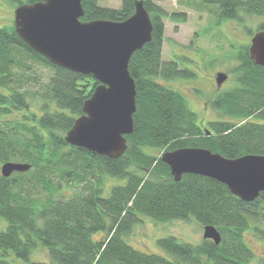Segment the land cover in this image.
<instances>
[{
  "label": "trees",
  "instance_id": "obj_1",
  "mask_svg": "<svg viewBox=\"0 0 264 264\" xmlns=\"http://www.w3.org/2000/svg\"><path fill=\"white\" fill-rule=\"evenodd\" d=\"M143 1L153 33L128 64L137 108L134 131L126 135L128 148L118 158L94 154L65 139L99 81L49 62L21 39L14 24L0 26V163L32 165L9 177L0 174V218L7 221L0 229V264H14L11 253L29 260L39 244L57 264H249L254 251L244 233L251 229L264 240V192L247 202L211 177L185 173L176 181L160 158L167 150L189 146L231 158L264 154V123L251 120L264 116V67L250 59L245 45L233 70L237 86L220 91L210 102L222 117L202 127L185 96L166 84L194 75L162 53L164 20L186 21V12L168 13L155 0ZM98 2L82 0V20L123 21L135 10V0H121L119 7ZM205 2L217 4L222 18L238 17L240 10L264 16V0ZM258 29H264V22ZM38 64L52 69L40 82ZM110 176L126 181L104 196V181ZM64 186L73 193L64 195ZM142 215L154 221L192 218L201 226L215 225L221 242L191 243L168 235L156 241L168 255L139 251L126 236ZM99 232L106 234L96 238ZM256 264H264V256Z\"/></svg>",
  "mask_w": 264,
  "mask_h": 264
},
{
  "label": "water",
  "instance_id": "obj_2",
  "mask_svg": "<svg viewBox=\"0 0 264 264\" xmlns=\"http://www.w3.org/2000/svg\"><path fill=\"white\" fill-rule=\"evenodd\" d=\"M84 14L82 0L23 2L15 9L14 28L31 49L52 64L99 81L65 139L94 154L118 158L128 148L126 135L134 131L137 108L136 83L128 64L132 53L152 39L153 22L143 0H135L133 14L123 21L82 20ZM251 38L250 59L264 67V30ZM227 78L228 74L220 71L215 81L221 85ZM160 158L176 181L185 173L211 177L247 202L264 192V154L231 158L206 147L189 146L167 150ZM31 166L29 162L6 161L1 174L9 177ZM203 229L204 239L221 242L215 225H204Z\"/></svg>",
  "mask_w": 264,
  "mask_h": 264
},
{
  "label": "rangeland",
  "instance_id": "obj_3",
  "mask_svg": "<svg viewBox=\"0 0 264 264\" xmlns=\"http://www.w3.org/2000/svg\"><path fill=\"white\" fill-rule=\"evenodd\" d=\"M121 0H99L98 3L105 6L119 7ZM168 13L186 12V21H173L171 18L165 22V40L163 45V58L170 60L176 58L180 66L192 71L194 75L178 77L167 85L178 90L185 96L192 110L198 115V124L208 127V121L221 118L217 109L210 103L220 91L237 86L236 74L233 71L240 64L237 59L245 45H249L251 37L257 30L258 16L245 14V20L226 22L220 24L215 17L218 10L217 4H210L205 0H155ZM15 0H0V26L10 27L14 24V12L18 6ZM225 72L227 80L220 88L217 86L216 73ZM52 69L44 65H36L38 82L44 77H49ZM34 88H37L35 85ZM252 121L264 123V116H253ZM157 153V151H154ZM0 163V174H1ZM125 179L106 177L104 181V196L109 195L112 186L124 184ZM63 194L73 193V188L64 186ZM41 196H45L41 194ZM7 221L0 218V229L6 227ZM204 226L195 219L154 221L148 216H140V220L133 226L126 241L139 251L168 255L156 242L159 238L175 235L181 241L200 243L203 237ZM106 233L99 232L96 238H101ZM245 241L254 251V258L249 264H256L260 257L264 256V240L254 236L253 231L244 233ZM49 252L45 246L39 244L33 250L29 260L17 258L13 253L8 257L14 264H57L49 258Z\"/></svg>",
  "mask_w": 264,
  "mask_h": 264
},
{
  "label": "flooded vegetation",
  "instance_id": "obj_4",
  "mask_svg": "<svg viewBox=\"0 0 264 264\" xmlns=\"http://www.w3.org/2000/svg\"><path fill=\"white\" fill-rule=\"evenodd\" d=\"M245 14H249V15H254V16H258L261 20L259 21V23H258V26L260 25V23H262V22H264V16L263 15H258V14H252V13H248V12H244V11H239V16L238 17H233V18H222L221 16H220V10H219V8H218V10L216 11V14H215V17H217L215 20H217L220 24H223V23H226L227 21L228 22H234V23H237V22H239V21H244L245 20V17H244V15ZM257 26V27H258ZM261 30H264V29H261ZM261 30H259L258 28H257V30L254 32V34L256 33V32H258V31H261ZM253 34V35H254ZM252 35V36H253ZM252 39V38H251ZM251 43V42H250ZM249 47H250V44H249ZM174 60H177L176 58H173ZM178 61V60H177ZM226 72V71H225ZM218 73V72H217ZM217 73H216V75H217ZM178 78V77H177ZM177 78H174V79H171V80H169L168 82H171V81H173V80H176ZM218 85V84H217ZM222 86V84L221 85H218L217 87L218 88H220Z\"/></svg>",
  "mask_w": 264,
  "mask_h": 264
}]
</instances>
